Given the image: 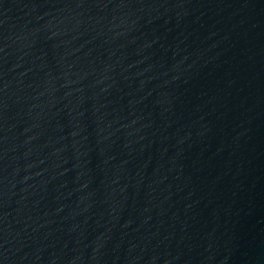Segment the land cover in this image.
Returning <instances> with one entry per match:
<instances>
[{"label":"water","instance_id":"obj_1","mask_svg":"<svg viewBox=\"0 0 264 264\" xmlns=\"http://www.w3.org/2000/svg\"><path fill=\"white\" fill-rule=\"evenodd\" d=\"M0 264H264V0H0Z\"/></svg>","mask_w":264,"mask_h":264}]
</instances>
